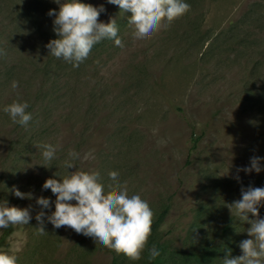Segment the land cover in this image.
<instances>
[{"label":"rangeland","instance_id":"obj_1","mask_svg":"<svg viewBox=\"0 0 264 264\" xmlns=\"http://www.w3.org/2000/svg\"><path fill=\"white\" fill-rule=\"evenodd\" d=\"M81 2L104 5L100 21L115 19L125 46L104 39L73 67L46 47L59 38L48 15L59 12L55 0H0V203L32 216L0 229V251L18 264L111 263L113 253L92 237L47 220L56 196L44 183L79 170L98 171L106 192L115 183L109 173L118 172L128 195L154 211L151 241L186 253L213 241L242 255L251 224L228 205L242 188H264V0H185L191 11L146 39L133 37L131 12ZM13 102L28 103V126L4 111ZM44 144L57 149L52 161ZM70 151L79 159L68 169ZM252 157L262 158L259 173L242 170ZM259 212L264 219V205ZM145 253L132 261L115 252L121 264H140Z\"/></svg>","mask_w":264,"mask_h":264},{"label":"clouds","instance_id":"obj_2","mask_svg":"<svg viewBox=\"0 0 264 264\" xmlns=\"http://www.w3.org/2000/svg\"><path fill=\"white\" fill-rule=\"evenodd\" d=\"M60 5L59 12L50 10L48 15L55 16L54 31L59 37L51 40L46 47L49 55L62 59L73 67H79L91 54L92 49L104 39H112L115 45L123 48L125 45L119 37V28L115 19L108 23L101 22L99 17L105 12L104 5L96 7L81 0H55ZM109 4L119 6L121 12H131L129 25L133 26L135 39H146L154 33H159L175 21L183 18L191 11V5L185 0H107ZM0 54H3L0 50ZM13 83V87H17ZM27 102H13L5 107L13 123L28 126L32 114L27 112ZM42 156L45 161L56 157V147L51 144L42 145ZM65 167L76 168L75 160L79 154L68 153ZM87 158V157H85ZM260 157L251 158V166L243 171L259 173ZM109 177L115 183L109 185V191L101 182L98 171L85 172L76 170L62 180L49 178L43 185L51 189L56 196L55 211L47 215V220L59 229L67 227L77 234L92 237L105 248L125 255L129 260L139 261L147 250L150 259H156L160 252L153 246L148 249L154 223V211L149 203L140 195H128L126 182L121 185L119 173L111 171ZM239 179V177H237ZM16 197L24 199L26 194L14 190ZM242 198L228 205L233 215L240 221L251 224L247 229L252 238L240 243L242 255L232 257L229 253L223 264H264V219L260 218L259 208L264 205V188L249 187L241 190ZM75 201L76 203H73ZM37 203L43 209H49L52 202L49 198L40 197ZM251 214L255 219H250ZM44 211L36 215L40 223L39 234H45ZM32 219L29 208L8 206L0 203V229L10 226L28 225ZM0 264H18V256L14 253L0 251Z\"/></svg>","mask_w":264,"mask_h":264},{"label":"trees","instance_id":"obj_3","mask_svg":"<svg viewBox=\"0 0 264 264\" xmlns=\"http://www.w3.org/2000/svg\"><path fill=\"white\" fill-rule=\"evenodd\" d=\"M223 228V232H227L230 229V225ZM2 237L0 238V243ZM206 244L201 251H188L181 252L174 249L169 244L161 241L155 240L149 241L148 249L155 246L160 255L156 259L149 258V252L146 250L145 258L140 262V264H220L221 261L230 253L227 247H223L220 244H216L213 241ZM113 253L112 260L110 264H121L120 258L115 254V251L109 250Z\"/></svg>","mask_w":264,"mask_h":264}]
</instances>
